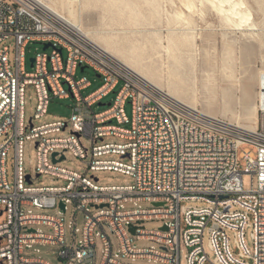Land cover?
<instances>
[{
	"label": "built area",
	"instance_id": "built-area-1",
	"mask_svg": "<svg viewBox=\"0 0 264 264\" xmlns=\"http://www.w3.org/2000/svg\"><path fill=\"white\" fill-rule=\"evenodd\" d=\"M11 36L14 69L9 47L0 48V138L4 137L0 141V216H4L0 264H52L24 255L34 244L58 245L62 264H96L95 234L103 244L98 264H126L120 258L181 264L182 247L187 249L185 264H264V73L257 89L255 128L249 130L209 117L153 87L36 0H0V43ZM34 42L42 43L43 49L30 57L32 63L29 58L27 71L26 47ZM46 43L49 46L44 48ZM81 67H91L101 80L84 97L81 91L90 81L76 77ZM27 85L37 95L31 127L24 117ZM111 93L109 105L94 112L92 107ZM51 96H71L81 105L72 109L68 121L35 124L47 113ZM127 103L130 116L125 113ZM65 131L66 135H55ZM105 137L120 141L108 142ZM82 138L90 143L89 155ZM26 140L35 141V172L58 178L61 184L33 185L34 178L23 166ZM236 144L252 149L246 147L243 157H236ZM10 146L14 149L12 185L6 174ZM52 152H57L55 159L68 152L86 160L88 168L80 173L63 167L59 163L66 156L53 162ZM97 171L119 172L133 182L99 185L98 178L87 174ZM180 173H191L192 184L178 187ZM243 174L250 177L247 188ZM143 201L151 207L124 208L127 202ZM188 201L205 206H181ZM69 202L84 214L78 244L75 237L71 244L65 239L64 213ZM23 207L52 209L55 214ZM148 220H160L162 225L145 229L143 223ZM41 225L51 231L38 229ZM104 226L116 235L118 253H113ZM249 226L251 245L245 239ZM97 227L101 230L95 233ZM130 227H134L133 234ZM76 230L73 226V234ZM136 240H151L158 247H140Z\"/></svg>",
	"mask_w": 264,
	"mask_h": 264
},
{
	"label": "rangeland",
	"instance_id": "rangeland-1",
	"mask_svg": "<svg viewBox=\"0 0 264 264\" xmlns=\"http://www.w3.org/2000/svg\"><path fill=\"white\" fill-rule=\"evenodd\" d=\"M51 1V0H47ZM85 7L79 13L78 19L82 29L89 31H99L103 34L117 36L118 44L127 49L130 46H136L135 50L130 51V55H140L141 64H132L133 60L129 54L116 51L110 47V52L115 57L121 59L125 65L140 75L142 71H150L160 74L161 85L164 91H168L173 86H179L180 90L173 91L172 95L177 96L184 104L196 108L203 113L223 118L227 122L245 129H252L256 121V98L258 89V76L264 71V29H256L253 33L244 29L245 22L238 24L237 16H230L228 19H220L214 15L210 5L206 0H193V12L188 10L180 0H82ZM255 10L257 19L262 17V12L258 11V3L261 0H246ZM182 11V17H176L177 11ZM175 13V14H174ZM67 15V12H63ZM186 15V18L184 16ZM174 24L181 27V32L185 33L187 40L184 44H189V59H181L175 66L169 67V59L165 52L159 48H151L150 40L155 42L156 35L164 39L168 35V28ZM189 29V30H188ZM120 31V32H119ZM88 36L96 44L105 47V41L99 34L90 33ZM94 43V42H93ZM167 45L166 42H163ZM195 44V45H194ZM9 47V62L14 69V40L9 39L0 43ZM43 49L40 42L30 43L26 47L27 63L26 70L30 71L29 58L36 52ZM159 51V53H157ZM85 76L90 81V86L81 91L84 97L97 89L101 80L91 67L80 68L76 72V77ZM169 83V84H168ZM161 87V86H160ZM169 92V91H168ZM114 94L111 93L104 97L102 102L107 103L112 100ZM24 117L28 122L33 117L36 105L37 95L32 85H27L24 94ZM73 97L60 99L51 96L47 108V113L40 119L34 120L35 124L52 122L56 120L68 121L72 109L79 107ZM255 106V109H253ZM105 106L95 104L92 109L94 112L104 109ZM125 113L130 116L131 106L126 104ZM68 132H61L55 135L63 136ZM4 137L0 138V141ZM105 141H120L115 137H105ZM83 147L90 151V143L87 139H81ZM252 149L250 145H242L238 153L244 148ZM23 166L25 171L30 173L33 185H58L62 180L50 175H41L35 177L36 148L34 140H26L23 145ZM66 158L59 165L80 173L87 170L86 160H80L72 154L66 152ZM108 158L119 160V157L110 155ZM243 167L244 162L240 160ZM6 174L10 185L13 184L14 174V149L10 146L6 157ZM98 178L99 185H125L133 182L128 175L113 171L87 172ZM243 186H250V177L243 174ZM1 191V190H0ZM182 207H203L205 204L200 201L182 202ZM151 203L147 201L133 204L127 202L125 209L150 208ZM24 210L31 209L33 212L55 214L52 209H38L34 207H23ZM91 210L93 208H90ZM66 227V242L72 243L73 237L77 244L81 239L82 226L84 223V214L82 211H76L74 205L69 202L68 208L64 213ZM4 221V216H0V223ZM145 229H157L162 225L160 220H148L143 223ZM184 227L183 222L181 223ZM73 226L77 229L73 234ZM44 232L51 231L48 226H38ZM104 232L109 238L113 253H118L119 243L115 234L104 226ZM100 228H95V233L100 232ZM252 228L249 226L245 231V239L248 245L252 244ZM96 264L101 261L102 240L95 234ZM208 242V229L206 230L204 243ZM135 245L140 247H158L151 240H136ZM38 249V251H37ZM58 245L34 244L26 249L24 255L27 257H40L52 264H62L58 258ZM187 249L182 247L181 264H185V254ZM210 258L213 257L212 251L207 248ZM126 264H161L159 262L149 261L147 259H128L120 258ZM251 262V260H249Z\"/></svg>",
	"mask_w": 264,
	"mask_h": 264
},
{
	"label": "bare ground",
	"instance_id": "bare-ground-1",
	"mask_svg": "<svg viewBox=\"0 0 264 264\" xmlns=\"http://www.w3.org/2000/svg\"><path fill=\"white\" fill-rule=\"evenodd\" d=\"M40 4L44 5L46 8L50 9L63 19H65L67 22L71 23L77 30H79L85 37H87L89 40L95 43L88 34L94 33L99 34V36L105 41L106 45L105 47L99 44H96L99 48H101L104 52H106L108 55L112 56L116 60H118L120 63H122L124 66L129 68L127 65H125L122 60L115 57L114 54L110 52V47H113L116 51L129 54V58L133 60L134 64H141V59L139 58L140 55H130V51L135 50L136 46H130L127 49L122 48L121 45L118 44L117 36H111L103 34L102 32L93 30H84L81 27L80 20L78 19V15L81 12V10L85 7V3L82 0H36ZM201 1V0H199ZM208 4L210 5L211 10L213 11L214 15H216L220 19H228L230 16H237L238 18V24H241L242 22H245V28L248 30L249 34L253 33L254 30L264 29V0H261L258 3V11L262 12V17L260 19L256 18L255 10L251 7V5L246 0H206ZM180 2L185 6V8L188 10V13L193 12V0H180ZM66 11L67 15H64L63 12ZM175 14V13H174ZM176 17H182V11L176 12ZM186 18V15L184 16ZM181 27L179 25L174 24L173 26H170L168 28V35L164 39L160 35H156L155 42L147 40L145 43L151 42L153 45L151 48H159L163 52L166 53L167 57L171 59V62H169V67L172 65L175 66L181 59H189L190 49L189 44H184V41L187 40V37L185 33L181 32ZM189 30V29H188ZM120 32V31H119ZM163 42H166L167 45H164ZM195 45V44H194ZM159 53V51L157 52ZM131 70V68H129ZM133 71V70H131ZM135 72V71H133ZM136 73V72H135ZM264 73V71L260 72L258 76V85L260 84L261 75ZM137 74V73H136ZM139 75V74H138ZM141 78H143L147 83L152 85L153 87L165 92L167 95L171 96L175 100L183 103L177 96L172 95V89L173 91L180 90L179 86H173L168 91H164L161 85V75L157 74L155 72L150 71H142L139 75ZM169 84V83H168ZM161 86V87H160ZM184 104V103H183ZM186 105V104H185ZM188 106V105H187ZM191 107V106H189ZM193 108V107H191ZM257 108V106H256ZM196 109V108H193ZM253 109H255V106H253ZM198 110V109H196ZM257 110V109H256ZM200 111V110H198ZM202 112V111H200ZM203 113V112H202ZM205 114V113H203ZM207 115V114H205ZM213 118H218L215 116H210ZM257 118V114H256ZM223 119V118H221ZM256 124V121H255ZM239 127V126H238ZM255 128V125L252 127V129ZM251 130V129H249ZM243 144H236V157H243V151L238 153V149ZM185 184H192V175L191 173H180L177 176V186L178 187H185Z\"/></svg>",
	"mask_w": 264,
	"mask_h": 264
},
{
	"label": "water",
	"instance_id": "water-1",
	"mask_svg": "<svg viewBox=\"0 0 264 264\" xmlns=\"http://www.w3.org/2000/svg\"><path fill=\"white\" fill-rule=\"evenodd\" d=\"M47 46H49V43H46L44 45V48H46ZM30 62L32 63L33 62V58H30ZM81 70H83V67L80 68ZM98 76V75H97ZM99 77V76H98ZM105 103H99V105L103 106ZM106 105H109V102L106 103ZM28 122H29V125L30 127L32 126V123H31V117L28 119ZM57 152H52L51 153V158H52V161L53 162H59L61 161V159H63L65 156L62 154L60 158L58 159H55V156H56ZM35 177H39V174L36 173L35 174ZM26 181L30 184L31 183V179H30V175H26ZM97 179V178H96ZM159 203H156V205H158ZM103 204H101L100 206H102ZM60 207L63 209L64 208V204L63 203H60ZM1 214V212H0ZM162 229H167L166 226H163ZM130 232L133 234L134 233V227H130L129 228Z\"/></svg>",
	"mask_w": 264,
	"mask_h": 264
}]
</instances>
